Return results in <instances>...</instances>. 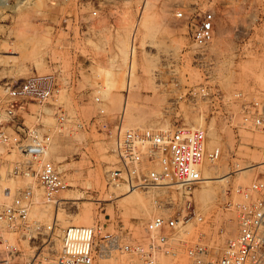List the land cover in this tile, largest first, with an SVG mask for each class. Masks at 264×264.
<instances>
[{"label":"rangeland","instance_id":"1","mask_svg":"<svg viewBox=\"0 0 264 264\" xmlns=\"http://www.w3.org/2000/svg\"><path fill=\"white\" fill-rule=\"evenodd\" d=\"M102 7V15L93 24L71 23L69 39L62 17L87 12L88 3L81 8L78 0H7L0 6V80L37 76L43 82L58 70L60 90L47 102L29 101L23 116L27 125L51 136L52 154L47 158L67 182L49 200L35 171L14 173L27 156L0 142V209L28 202L29 220L55 221L56 237L70 224H98L101 234H121L125 245L141 238L146 221L160 211L154 203L156 192L135 188L130 193L126 183L108 184L106 171L116 161L113 143L94 127H77L78 119L89 120L102 107L110 120L122 119L126 127L175 122L204 126L208 148L219 156L208 164L204 181L191 193L196 210L208 217L227 189L247 186L257 176L264 178V136L238 131L226 121L198 112L182 96L189 87L208 80L234 101V124L240 120L243 99L264 100V0H112ZM180 8L194 15L208 9L215 13L214 36L206 47L193 42L190 23L175 17ZM133 43V74L127 86L129 68L119 59L121 47L127 46L130 54ZM67 77L72 84H66ZM99 90L101 103L93 98ZM59 109L69 117L62 125L57 119ZM201 109H205L203 103ZM28 189L31 194L26 198ZM216 221L214 237L217 247H222L227 237L236 234L237 225L228 221L223 232V217ZM6 228V236L15 240L18 233L13 226ZM210 229L207 222L194 219L186 237L194 241ZM95 264L142 261L114 250L112 255L96 258Z\"/></svg>","mask_w":264,"mask_h":264},{"label":"built area","instance_id":"2","mask_svg":"<svg viewBox=\"0 0 264 264\" xmlns=\"http://www.w3.org/2000/svg\"><path fill=\"white\" fill-rule=\"evenodd\" d=\"M109 1L112 0H78L79 7L88 3L90 9L62 17L61 25L68 31V38L73 34L71 23L93 24L102 15V3ZM175 17L191 24L190 35L198 47L204 48L212 41V10H198L194 15L180 8ZM59 66L63 68V64ZM56 72L49 74L44 83L37 76L0 80V142L27 156L14 168V173L35 171L49 200H53L56 191L66 188L67 182L47 158L51 136L41 132L40 127L27 125L23 112L29 101L47 102L60 90ZM66 84H72L71 77L66 78ZM93 98L102 102L100 90ZM182 98L194 110L226 121L238 131L249 130L264 136V100L243 99L239 103L240 120L234 124V101L208 80L189 87ZM201 103L205 109L200 110ZM59 110L57 119L62 125L69 117L65 110ZM76 125L94 127L113 143L116 161L106 171L108 184L126 183L132 188L155 190L154 203L160 211L146 221L141 238L122 245L121 234H101L98 224H70L56 237L55 221L43 224L29 220L28 202L4 206L0 209V264H95L96 258L112 255L114 250L134 254L142 264H264L263 177L257 176L247 186L227 189L208 217L194 206L192 188L204 181L205 168L219 156L217 151L210 152L204 126L175 122L167 126L126 127L122 119L110 120L102 107L89 120L78 119ZM30 194L28 189L24 196L28 198ZM217 217H223V232L226 222L234 220L237 225L236 234L227 237L222 247H217L214 237ZM194 219L207 222L211 229L190 241L186 234ZM8 225L18 233L15 240L5 234ZM128 234L130 230L125 235Z\"/></svg>","mask_w":264,"mask_h":264},{"label":"bare ground","instance_id":"3","mask_svg":"<svg viewBox=\"0 0 264 264\" xmlns=\"http://www.w3.org/2000/svg\"><path fill=\"white\" fill-rule=\"evenodd\" d=\"M147 2V1H146ZM7 4V0H0V6H2V5H6ZM146 4V3H145ZM136 29V28H135ZM134 29V30H135ZM135 32H136V30H135ZM133 40V39H132ZM122 41V40H121ZM126 42V41H125ZM122 44H124V41H123V43ZM126 44H128V43H126ZM126 44H124V45H126ZM120 45V44H119ZM123 45V47H121L122 49H121V59H119L120 61L122 60V63H126L127 65H128V68H129V70H128V77H127V86H129V84H130V79H131V76H132V74H133V66H134V64H133V61H134V59H135V47L133 46L134 45V43L132 44V46H131V50H130V54H129V50H127L126 48H124V47H127V46H124ZM121 46V45H120ZM128 48V47H127ZM4 60V59H3ZM6 60V59H5ZM114 60V59H113ZM7 61V60H6ZM5 62V61H4ZM122 105H123V112L126 110V106H127V99L125 98V100L123 101V103H122ZM51 148H53L54 149V145L51 147ZM51 154H52V151L51 150H48L47 151V155H50L51 156ZM5 175V174H4ZM121 188H122V186H121ZM128 190H130L129 192L131 193H133V191L135 190V188H128ZM63 193V192H62ZM63 195V194H62ZM60 196V198H64L65 199V196ZM65 195V194H64ZM56 202V201H55ZM52 203V202H51ZM88 208V207H87ZM48 210H49V208H47ZM86 213H89V210H86ZM102 258V257H101Z\"/></svg>","mask_w":264,"mask_h":264}]
</instances>
